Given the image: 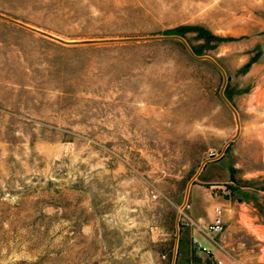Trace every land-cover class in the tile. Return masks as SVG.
Instances as JSON below:
<instances>
[{
    "label": "rangeland",
    "instance_id": "374dc122",
    "mask_svg": "<svg viewBox=\"0 0 264 264\" xmlns=\"http://www.w3.org/2000/svg\"><path fill=\"white\" fill-rule=\"evenodd\" d=\"M252 185L264 0H0V264H216Z\"/></svg>",
    "mask_w": 264,
    "mask_h": 264
},
{
    "label": "crops",
    "instance_id": "0c3cea01",
    "mask_svg": "<svg viewBox=\"0 0 264 264\" xmlns=\"http://www.w3.org/2000/svg\"><path fill=\"white\" fill-rule=\"evenodd\" d=\"M247 189V197L238 199L236 204L230 197H225L219 203L225 208L223 216L226 231L215 240L207 235L202 226L214 218L211 207H206V217H190L191 223L196 225L202 235L191 233L186 245L190 247L198 243L208 249V252H203L199 248L196 255L208 257L216 264H264V189L254 185ZM190 262L197 264L199 260L192 259Z\"/></svg>",
    "mask_w": 264,
    "mask_h": 264
},
{
    "label": "built area",
    "instance_id": "2783aa9c",
    "mask_svg": "<svg viewBox=\"0 0 264 264\" xmlns=\"http://www.w3.org/2000/svg\"><path fill=\"white\" fill-rule=\"evenodd\" d=\"M215 214L212 222L206 227V233L213 240H215L216 236H220L226 231V224L223 216V209L220 207L215 208ZM199 248L203 252H208V249L199 245Z\"/></svg>",
    "mask_w": 264,
    "mask_h": 264
}]
</instances>
